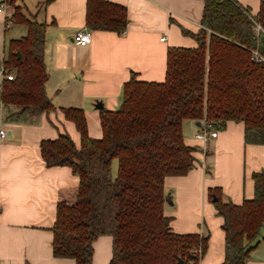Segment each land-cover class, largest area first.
Returning a JSON list of instances; mask_svg holds the SVG:
<instances>
[{"label": "trees", "instance_id": "obj_1", "mask_svg": "<svg viewBox=\"0 0 264 264\" xmlns=\"http://www.w3.org/2000/svg\"><path fill=\"white\" fill-rule=\"evenodd\" d=\"M15 7L10 19L26 27L11 40L0 101L38 116L55 110L46 94L45 25L26 19ZM123 6L87 0L86 29L122 34ZM258 27L260 29L258 30ZM196 48L167 50L165 80L144 82L132 73L116 110L99 111L102 137L88 135L84 111L63 109L80 135L77 148L68 134L40 144L46 167H69L78 186L62 193L56 206L52 252L55 258L91 264L93 242L112 238L109 264H191L208 248V237L176 234L165 216L167 177H182L195 166L196 149L184 143L182 123L203 122L223 131L227 122L243 123L245 145H264V0L255 16L235 0H204L200 29L191 33ZM19 54V57L17 56ZM117 173L112 174V164ZM254 195L241 205L224 203L218 190L209 200L222 218L224 259L247 264L264 230V172L252 175ZM264 239V238H263Z\"/></svg>", "mask_w": 264, "mask_h": 264}, {"label": "crops", "instance_id": "obj_2", "mask_svg": "<svg viewBox=\"0 0 264 264\" xmlns=\"http://www.w3.org/2000/svg\"><path fill=\"white\" fill-rule=\"evenodd\" d=\"M106 1L126 9L128 23L122 34L86 29L87 0H0V92L8 44L27 31L23 25L9 24L14 8L20 7L45 25V89L55 108L38 116H16L17 108L3 106L0 113V130L6 131V138H0V264H75L73 259L53 256L51 229L62 193L75 189L79 180L69 167H46L40 151L42 141L56 140L62 134H68L80 147V135L65 119L63 109H82L88 135L100 139L96 102H101L103 109L116 110L123 85L132 73L140 81L161 83L168 48L197 47L181 28L198 32L204 0ZM235 1L252 16L259 11L260 0ZM82 30L91 36L87 46L73 41ZM203 127V122L182 123L184 143L196 149V162L187 175L165 179L164 192L171 205L165 202L164 214L172 219L174 233L208 237L207 251L198 264H221L223 221L209 200V192L218 190L224 203L234 205L251 200L252 175L264 172V145H245L243 123L227 122L205 146L194 139ZM116 173L114 162V177ZM263 238L264 230L247 264H264ZM111 258L112 238L98 237L93 242L91 264H109Z\"/></svg>", "mask_w": 264, "mask_h": 264}, {"label": "built area", "instance_id": "obj_3", "mask_svg": "<svg viewBox=\"0 0 264 264\" xmlns=\"http://www.w3.org/2000/svg\"><path fill=\"white\" fill-rule=\"evenodd\" d=\"M0 12H2L1 8H0ZM9 24H12L11 20H9ZM259 29H260V27H258V30ZM164 40H165L164 37L160 39L161 42H164ZM73 41L80 46H87L91 42L90 33L87 30L79 31L74 35ZM1 76L4 80H8V81L13 80V78H14V74L12 72H8L5 70L1 71ZM2 108H3V104L0 101V113H2ZM217 134H218L217 131H211L208 126L204 125V127L202 129H200L194 135V139L196 141L204 144L205 146H207L212 139L217 137ZM0 138L1 139L6 138V131L5 130H0ZM194 252L199 255V259H200V250L196 249ZM191 264H198V263L192 262Z\"/></svg>", "mask_w": 264, "mask_h": 264}, {"label": "water", "instance_id": "obj_4", "mask_svg": "<svg viewBox=\"0 0 264 264\" xmlns=\"http://www.w3.org/2000/svg\"><path fill=\"white\" fill-rule=\"evenodd\" d=\"M17 56L19 57V54H17ZM94 108L97 109V110H102L103 109V105L101 102H96L95 105H94ZM198 127H201V124L200 123H197L196 124ZM170 200V197L167 196L166 197V202H169ZM216 201V198L213 196V199H212V202H215ZM183 261L181 259H178V264H182Z\"/></svg>", "mask_w": 264, "mask_h": 264}, {"label": "rangeland", "instance_id": "obj_5", "mask_svg": "<svg viewBox=\"0 0 264 264\" xmlns=\"http://www.w3.org/2000/svg\"><path fill=\"white\" fill-rule=\"evenodd\" d=\"M18 12H20L24 18H26V19H31L30 16H28L26 13H24V12L22 11V9H19ZM11 21H12V20H11ZM12 23H13V21H12ZM13 74H14V73H13ZM14 75H15V74H14ZM113 164H114V163H113ZM168 204L171 205V200H169Z\"/></svg>", "mask_w": 264, "mask_h": 264}]
</instances>
